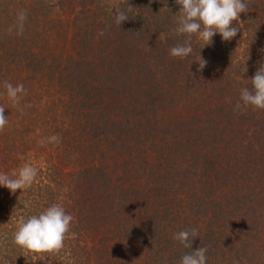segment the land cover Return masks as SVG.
Wrapping results in <instances>:
<instances>
[{
	"label": "trees",
	"instance_id": "obj_1",
	"mask_svg": "<svg viewBox=\"0 0 264 264\" xmlns=\"http://www.w3.org/2000/svg\"><path fill=\"white\" fill-rule=\"evenodd\" d=\"M156 3L159 1L0 0V106L8 118L0 130V173L12 175L27 165L37 170L30 187L14 194L0 187V264H180L181 257L195 247L186 248L179 241L175 244L172 225V232L166 226L159 234H147L149 222L159 225L164 204L151 217L152 182L144 181L146 191L142 193L139 181L145 179L148 167L159 162L161 169L163 156H170L166 143L160 144L159 159L151 163L148 148L156 144L162 131L174 130L169 123L162 130L160 122L162 115L180 108L175 101L179 95L191 101L189 112L196 117L193 126L203 123L204 115L195 107L196 97L209 89L212 75L213 86L220 85V80L224 85L216 90L223 101H216L214 116L225 114L233 119L234 136L226 146L218 143L211 150L216 146L222 153L228 150L226 156L236 162L239 130H246V152L243 161L237 160L242 164L237 176V183H243L241 199L236 206L228 201L225 210L230 218L224 231L220 227L219 232L216 224L200 247L208 248L207 264H264L263 227H254L252 217L249 219L257 185L247 189L255 182L256 169H264V110L242 106L234 111L244 82L248 80L251 87L254 55L246 61L248 70L250 67L246 74L237 43L232 54L214 42L209 54L197 56L196 41L191 56H170V48L184 39L176 33L179 16L169 9L163 20L164 12ZM19 10L26 11L27 19L18 36L15 29H8L15 24ZM120 11L128 15L121 26L115 23ZM249 11L253 15L243 20L259 35L264 31V0L262 22L256 28V9L250 7ZM152 16L157 19L151 20ZM201 58L206 61L203 69L198 63ZM184 60L197 69L195 88L184 86L165 93L164 75L173 68L181 70ZM5 82L24 85L26 93L19 103L7 97ZM234 119L240 125L234 126ZM243 120L248 122L245 129L240 128ZM208 129L192 146H199V152L189 153L190 161H201L207 181L204 190L197 187L190 196L192 209L198 213L218 193V180L231 173L219 162L220 150L217 155L207 152V144L211 145L207 134L213 136ZM53 135L59 137L58 143L48 140ZM260 202H255L254 209L260 208L256 212L263 225L264 203ZM53 203L74 217L63 248L36 254L16 246L13 237L21 222ZM214 217L218 222L216 214Z\"/></svg>",
	"mask_w": 264,
	"mask_h": 264
},
{
	"label": "rangeland",
	"instance_id": "obj_2",
	"mask_svg": "<svg viewBox=\"0 0 264 264\" xmlns=\"http://www.w3.org/2000/svg\"><path fill=\"white\" fill-rule=\"evenodd\" d=\"M159 4L156 3L155 5L160 7V9L164 12V18L165 19V10L171 9V11L176 14V16H180V5H178L175 0H158ZM114 4V1H112ZM248 3V10L246 13H241L238 21H233V26H237L239 28V31L237 32V35L232 38L230 41H223L219 34L215 35L213 37V41L210 45L205 46L203 49L202 43L194 37L193 41L196 43L198 41V48H197V56L209 54V52L212 50V46L214 42L218 43L220 47L225 48V52H229L230 54L233 53L232 47L237 43L239 44V51L237 53L238 57L241 56L242 62L244 64L245 71H242L243 74L248 73V58L253 57L254 55V64L253 72L254 75L256 71L260 68V62L262 63L264 61V31L260 32L259 35H256L255 32H253L255 29H251L249 27V24H246V22L243 19H246L247 17H250L253 15L249 11V8L255 7L256 9V16L257 20L255 21V28L257 23L262 22V18L260 16L262 12V3L263 0H247ZM105 4V3H104ZM178 10V11H174ZM259 11V14H258ZM162 15V12L161 14ZM259 15V16H258ZM260 17V19L258 18ZM157 19L153 18L152 19ZM178 22V20H175ZM264 24V21L262 22ZM264 26V25H263ZM182 36V35H181ZM184 37V36H182ZM71 39V36H69V40ZM185 39V37H184ZM183 39V41H184ZM169 43V42H168ZM172 46V43H171ZM66 50V49H65ZM71 50V49H70ZM231 51V52H230ZM48 52V51H46ZM169 52V51H168ZM66 54H72L71 51H66ZM74 55V53H73ZM170 58L168 57V61ZM52 63V62H51ZM196 64V63H195ZM197 69H194V66H191L190 64H185V60L183 63V68L181 70L177 68H173L172 72L169 73L168 76L164 75V77H167L165 81V88L164 91H170V90H177L181 87V89L184 88V86H189L192 88H195L196 83L198 82L197 79ZM252 74L250 75V78L252 79ZM211 75V73H210ZM205 78H208L205 77ZM215 76L212 75L210 80L208 81L210 84H207L209 86V89H206V92H199L196 101V106L200 109V114L203 113V123L201 125L197 124L193 126V123L196 122L195 114L193 115L191 112H189V98L187 96L183 97L182 95H179L176 98V103L180 104V108L178 110H174L171 112L166 113L165 115H162L160 126L162 130L168 126V123L170 124V129L173 127L174 130L169 132H163L161 133V136H159L158 140L155 142L156 144L152 145V148H148V154L149 158L148 160L151 163H154L159 159L158 152L161 151L160 144L166 143V147L169 148V158H166L163 156L164 164L161 165V169L158 167V163H156V167L151 166L148 167L145 179H140L139 184H141V192L144 193L145 189V182L148 184L149 181L152 182L151 185H149V188L152 192L151 197V213L150 216L156 215L155 210L162 209L161 218L159 225L155 224L154 221L149 222L147 226V234L148 232L152 231L153 234H159L163 232L167 226L169 228L168 230L172 232V227L175 228V234L182 231V230H191V229H197L198 237H196L192 245L195 247L194 251L197 250L200 247V243L204 242L202 240L206 235L214 228L216 224H218V230L220 232V227L224 231V227L227 224V220H229V216L227 215V212L225 210V205L228 203L229 200H232V206L237 203L240 195V191L242 189L243 183L241 181L237 183V176L240 173L241 174V167L242 164L237 163V160L241 159L242 161L245 158V152H246V143L245 139L247 137L246 130L242 132L239 130L235 133L238 134L239 139H237V147L235 148L236 151V162L230 161V159L226 156L229 155L228 150H224L222 153L221 149H217L219 146H216V149L211 150L215 147V144H220L221 146H226L228 143V139H232L234 134L231 133V126L233 123V119H230L227 115L223 114L226 117H215V111L218 100L223 101V99H220V92L216 90L223 89L224 85L222 81L220 80L219 84H211L214 80ZM218 79V78H217ZM245 81L244 86L248 87L250 86V82ZM222 83V84H221ZM154 84V83H152ZM149 84V85H152ZM223 85V86H222ZM202 84H200V87ZM212 86V87H211ZM215 87V90L213 91L212 88ZM243 88V87H242ZM214 89V88H213ZM222 93V92H221ZM180 94V93H179ZM223 94V93H222ZM210 97V98H209ZM166 95L161 98V102H164L163 99H166ZM208 98V101H207ZM170 99V98H169ZM182 99V100H180ZM187 99V100H186ZM194 100V99H193ZM200 100V101H199ZM225 100V99H224ZM180 101V102H179ZM167 102V101H166ZM170 100L167 102L169 103ZM187 105V106H186ZM201 105V106H199ZM161 111H159L160 113ZM197 112V111H196ZM213 114V115H212ZM235 120V119H234ZM217 123V126L215 125ZM211 125L214 127H212ZM235 123L240 125V122L238 120L234 121ZM248 122L245 123V121H242V125L240 128L245 129V125H247ZM199 127V129H198ZM211 128V132H213V136L211 134H207L209 139H206V141L211 144H207V152H214L215 155H217V151H219L218 154L221 155L222 159L219 161L221 165H223V168L226 170L230 169L228 178L218 180V193L214 196L210 197V203H207V205H204L202 208L204 211H200L201 213H198L197 209H192L193 204L191 203V200H193V197H190L193 195L195 189L197 187L202 188L207 181L205 180L203 174V165L201 164V161H190L189 153L191 152H199V146H195L201 139V133L203 130L207 132V129ZM169 129V128H168ZM209 130V129H208ZM199 132V133H198ZM216 134H219L221 137L215 136ZM222 134H227L226 136ZM215 136V137H214ZM223 143V144H222ZM264 146V144H263ZM222 147V149H223ZM258 149V148H257ZM263 149V147L261 148ZM165 158V159H164ZM214 163V162H212ZM165 165V166H164ZM168 167L167 170L162 171L165 167ZM154 167V168H152ZM237 170L238 173H237ZM229 171V170H228ZM237 173L235 175L234 173ZM155 175V176H153ZM155 178V181H153V177ZM152 178V179H151ZM255 182L253 185L247 186V189H251L254 185H257L256 194L254 196L255 201L251 202L249 207L251 206L250 212L253 214H249V219L252 217L253 226H261L263 227L262 231V237L264 238V219H263V225L258 222V216L259 213L256 212L260 210V208H255V202L264 203L263 196H264V188L262 185H264V169H256L255 172ZM145 181V182H144ZM200 182V184H198ZM187 184V185H186ZM259 186V187H258ZM204 190V187L202 188ZM206 190V189H205ZM263 191V192H262ZM202 192V191H201ZM262 192V193H261ZM206 194H209L207 192ZM222 195V196H221ZM241 197V195H240ZM207 199H210L209 197H206ZM220 198L221 201H220ZM178 199H181L182 201H179ZM264 206V204H263ZM261 207L262 210L264 207ZM208 209H205L207 208ZM248 208V207H247ZM246 208V209H247ZM217 210V212H216ZM234 210L232 209L231 212ZM244 212L248 213L247 210H244ZM168 218L166 219L167 214ZM215 214L217 215V220L215 219ZM160 216V212H159ZM172 220V222H171ZM151 223V224H150ZM155 225V226H154ZM172 225V227H171ZM159 226V227H158ZM158 227V228H157ZM212 229V230H211ZM255 229V228H254ZM221 230V232H223ZM174 236V232L172 234V237ZM177 240H175V244H177ZM264 243V240L262 241V244ZM206 250L208 248H205ZM214 254V253H213ZM212 261V260H211ZM210 264H214V262H210Z\"/></svg>",
	"mask_w": 264,
	"mask_h": 264
},
{
	"label": "clouds",
	"instance_id": "obj_3",
	"mask_svg": "<svg viewBox=\"0 0 264 264\" xmlns=\"http://www.w3.org/2000/svg\"><path fill=\"white\" fill-rule=\"evenodd\" d=\"M180 5V16L176 33L185 37L182 43L171 47L169 55L175 58H187L192 55V40L196 37L203 45L202 49L210 45L213 37L220 35L223 41H230L237 35L239 28L233 26V21H238L241 13L248 10L247 0H175ZM27 19L25 10H19L16 22L8 31H16V35H22L24 24ZM128 19L125 11L116 14L115 23H121ZM104 33L101 32L100 35ZM164 39V34H161ZM199 68L203 69L206 61L201 58ZM251 87H244L240 91V102L234 108L239 110L243 107H253L264 110V66H261L252 77ZM3 87L7 97L14 103H19L26 89L23 84L13 85L5 82ZM242 102V103H241ZM5 108L0 106V130L8 123V118L4 115ZM50 142H59V137L53 135L48 138ZM37 175V170L30 166L21 167L12 175L0 173V187L7 188L10 193H15L30 187ZM28 206L27 204L25 205ZM74 217L66 212L65 208L59 204H51L42 212L30 216L21 222L14 233L13 243L30 252L54 253L64 246L66 235L70 231ZM198 237L197 229L182 230L174 234L173 239L179 241L186 248L192 247L193 240ZM206 249L199 247L183 255L180 264H207Z\"/></svg>",
	"mask_w": 264,
	"mask_h": 264
}]
</instances>
